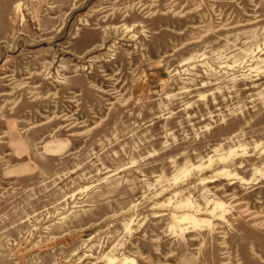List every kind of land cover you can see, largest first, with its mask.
Masks as SVG:
<instances>
[{"label": "rangeland", "instance_id": "1", "mask_svg": "<svg viewBox=\"0 0 264 264\" xmlns=\"http://www.w3.org/2000/svg\"><path fill=\"white\" fill-rule=\"evenodd\" d=\"M256 169L264 0H0V264H264Z\"/></svg>", "mask_w": 264, "mask_h": 264}, {"label": "bare ground", "instance_id": "2", "mask_svg": "<svg viewBox=\"0 0 264 264\" xmlns=\"http://www.w3.org/2000/svg\"><path fill=\"white\" fill-rule=\"evenodd\" d=\"M104 1H106V2H108V1H110V0H104ZM227 160V159H226ZM185 169V168H184ZM256 172L257 173H262L263 175H264V173L262 172V169H256ZM208 178H203L202 179V181L203 182H213L214 180H209ZM187 201V200H186ZM189 202V201H188ZM183 203H185V202H183ZM188 205V204H187ZM193 205V204H192ZM218 205L220 206V207H222L223 206V204L222 203H218ZM213 211L214 210H212V213H213ZM248 213H250V215H252V218H261V219H259V220H256V223H255V226L256 227H258V228H264V219H262V215L261 214H259V213H257L256 211H252V210H250L249 211V209H247L246 210ZM193 215V214H192ZM175 216V215H174ZM220 217H223V214H220L219 215ZM176 221H178L179 223H191L193 226H198L199 225V223H200V221H205L204 219H201V220H199V219H196V217H194V216H190V215H188L187 213L186 214H182V216L181 217H179ZM179 229H180V231H181V233H183L184 231H185V229L186 228H184V227H179ZM114 261L115 260H111V262H113L114 263ZM130 262V261H129ZM225 262H227V261H225ZM227 264H231L229 261H228V263Z\"/></svg>", "mask_w": 264, "mask_h": 264}]
</instances>
